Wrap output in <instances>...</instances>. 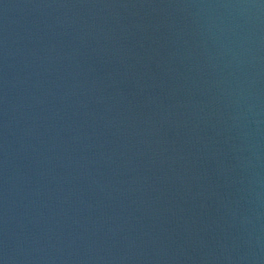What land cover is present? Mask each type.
I'll list each match as a JSON object with an SVG mask.
<instances>
[{"label":"water","instance_id":"95a60500","mask_svg":"<svg viewBox=\"0 0 264 264\" xmlns=\"http://www.w3.org/2000/svg\"><path fill=\"white\" fill-rule=\"evenodd\" d=\"M0 264H264V0H0Z\"/></svg>","mask_w":264,"mask_h":264}]
</instances>
